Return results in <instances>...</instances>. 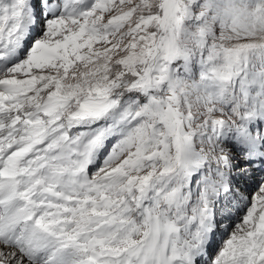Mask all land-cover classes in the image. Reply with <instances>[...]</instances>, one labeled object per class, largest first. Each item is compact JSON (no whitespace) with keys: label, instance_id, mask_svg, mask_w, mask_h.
Masks as SVG:
<instances>
[{"label":"snow or ice","instance_id":"1","mask_svg":"<svg viewBox=\"0 0 264 264\" xmlns=\"http://www.w3.org/2000/svg\"><path fill=\"white\" fill-rule=\"evenodd\" d=\"M0 264H264V0H0Z\"/></svg>","mask_w":264,"mask_h":264}]
</instances>
